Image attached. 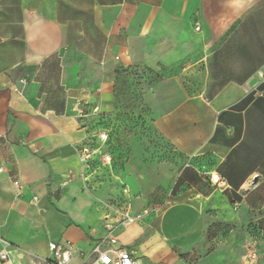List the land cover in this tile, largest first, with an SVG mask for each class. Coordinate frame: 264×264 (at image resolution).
<instances>
[{
	"label": "crops",
	"instance_id": "1",
	"mask_svg": "<svg viewBox=\"0 0 264 264\" xmlns=\"http://www.w3.org/2000/svg\"><path fill=\"white\" fill-rule=\"evenodd\" d=\"M133 64L173 71L146 102L183 164L174 200L117 227L118 242L139 264H179L211 204L264 249V0H0V264L105 236L79 149Z\"/></svg>",
	"mask_w": 264,
	"mask_h": 264
},
{
	"label": "rangeland",
	"instance_id": "2",
	"mask_svg": "<svg viewBox=\"0 0 264 264\" xmlns=\"http://www.w3.org/2000/svg\"><path fill=\"white\" fill-rule=\"evenodd\" d=\"M173 74L169 69L139 64L121 67L113 108L86 120L90 139L99 130L108 135L103 148L111 162L103 164L95 153L80 176L99 206L104 227L110 224L116 229L130 219L158 214L175 198L173 183L183 157L159 130L154 107L146 102V95L155 96L157 84ZM203 216V234L177 257L179 264H264V249L253 242L255 228L238 224L236 216L222 205L206 204ZM249 249L256 251L253 261L248 259Z\"/></svg>",
	"mask_w": 264,
	"mask_h": 264
},
{
	"label": "built area",
	"instance_id": "3",
	"mask_svg": "<svg viewBox=\"0 0 264 264\" xmlns=\"http://www.w3.org/2000/svg\"><path fill=\"white\" fill-rule=\"evenodd\" d=\"M196 30L199 29L197 25ZM21 82H23L21 80ZM261 83L264 84V66ZM252 93L262 96L263 91L258 88H254ZM95 140L98 146L91 148L88 145H83L79 149L80 161L87 167L90 158L98 153L103 164H109L111 162L110 153L103 148L104 143L107 140V132L105 130H99L95 135ZM209 181L215 186H223L224 181L218 172L209 173ZM129 221H132L130 219ZM105 236L96 241L90 249H74L71 243L51 241L48 243V256L39 262L37 260H29L23 264H139L135 257V253L131 249H127L118 242L116 235L114 234V226L106 225ZM9 244L3 241V247L0 250V259L5 262H10V256L8 253ZM257 258L256 251L249 249L248 259L253 261Z\"/></svg>",
	"mask_w": 264,
	"mask_h": 264
},
{
	"label": "trees",
	"instance_id": "4",
	"mask_svg": "<svg viewBox=\"0 0 264 264\" xmlns=\"http://www.w3.org/2000/svg\"><path fill=\"white\" fill-rule=\"evenodd\" d=\"M91 141L90 142H88V146H90L91 148H95V147H97L98 146V143L96 142V140L95 139H90ZM95 140V141H94ZM108 142V136H107V140H106V142L104 143V145L106 144ZM104 147V146H103ZM104 149H106V148H104Z\"/></svg>",
	"mask_w": 264,
	"mask_h": 264
}]
</instances>
